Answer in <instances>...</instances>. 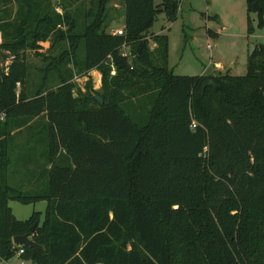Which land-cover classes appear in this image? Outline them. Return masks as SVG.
<instances>
[{"label": "trees", "instance_id": "obj_1", "mask_svg": "<svg viewBox=\"0 0 264 264\" xmlns=\"http://www.w3.org/2000/svg\"><path fill=\"white\" fill-rule=\"evenodd\" d=\"M58 1L0 0V261L264 264V45L246 76L176 75L152 29L181 0H123V35L107 31L111 0H92L83 24ZM247 5L250 36L264 0ZM46 42L67 47L43 56L32 92L28 53ZM94 70L101 88H79ZM17 144L35 147L36 184L11 183ZM11 201L47 207L20 221ZM25 234L44 249L15 245Z\"/></svg>", "mask_w": 264, "mask_h": 264}, {"label": "rangeland", "instance_id": "obj_2", "mask_svg": "<svg viewBox=\"0 0 264 264\" xmlns=\"http://www.w3.org/2000/svg\"><path fill=\"white\" fill-rule=\"evenodd\" d=\"M60 4L69 9L73 17H78L80 24L84 23L83 14L92 8V0H59ZM57 4V2H56ZM107 24H112L118 30L124 29L125 5L123 0H111L107 5ZM63 14V9L58 8ZM254 32L248 35V5L247 0H181L180 12L175 21H169L166 14H160L152 31L165 34L169 38V68L174 74L181 76H199L203 74L223 73L232 76H246L248 73V54L257 46L264 45V28L259 27L258 15L251 14ZM67 30V27H64ZM111 32V29H109ZM0 42H2L0 34ZM42 56L28 53L30 67L29 84L33 92L41 78V70L46 61L43 56L59 55L67 45L57 47L52 54L48 53L50 42L42 43ZM211 45L210 50L208 46ZM129 54V49L124 48ZM51 56V57H52ZM217 64L220 65L217 66ZM77 72V71H76ZM92 78L94 88H99V76L76 75L74 82L84 90L89 78ZM78 79V80H77ZM77 95V92H76ZM31 146L15 145L12 149V170L17 173L28 171L30 163L26 155V148ZM11 175V183L19 180L18 175ZM13 214L20 221H27L34 212H45L46 202L24 205L11 201ZM0 264H32L19 256L9 262Z\"/></svg>", "mask_w": 264, "mask_h": 264}, {"label": "water", "instance_id": "obj_3", "mask_svg": "<svg viewBox=\"0 0 264 264\" xmlns=\"http://www.w3.org/2000/svg\"><path fill=\"white\" fill-rule=\"evenodd\" d=\"M95 98H96V100H98V102L100 104L105 103V100L102 97H100L99 95H95ZM35 228H36V226H33L31 228L32 233L35 231ZM14 244L17 246H21V247H31V248H37L40 250L44 249L42 246L37 244L28 234L16 236L14 238Z\"/></svg>", "mask_w": 264, "mask_h": 264}, {"label": "crops", "instance_id": "obj_4", "mask_svg": "<svg viewBox=\"0 0 264 264\" xmlns=\"http://www.w3.org/2000/svg\"><path fill=\"white\" fill-rule=\"evenodd\" d=\"M121 26L124 28L125 27V22ZM109 29H111V32L109 31ZM107 31L110 32V33H115L117 31V28L113 24H112V26H111V24H109ZM217 66L220 67L219 64H217ZM94 74L99 76V88H95L96 90H99L101 88V86H102V74L99 71H97V70H94V71L90 72V75H94ZM18 177H19V180L16 181V182H18V184L21 185V186H22V184L23 185L24 184L27 185L28 183H29V185L36 184L37 180L40 179V177H36V179H34L33 181L29 180V182H28L27 181L28 179L25 180L27 175H25L24 173L18 174ZM46 207H47V203H46ZM6 262H9V261H6Z\"/></svg>", "mask_w": 264, "mask_h": 264}, {"label": "built area", "instance_id": "obj_5", "mask_svg": "<svg viewBox=\"0 0 264 264\" xmlns=\"http://www.w3.org/2000/svg\"><path fill=\"white\" fill-rule=\"evenodd\" d=\"M123 32H124V31H123V29H122V30H118V31H116L114 34L123 35V34H124ZM208 48L211 50V49H212V46L209 45ZM196 126H197V124H196L195 122H193V127L195 128ZM23 252H24V251L21 250V251L19 252L18 256H20Z\"/></svg>", "mask_w": 264, "mask_h": 264}]
</instances>
